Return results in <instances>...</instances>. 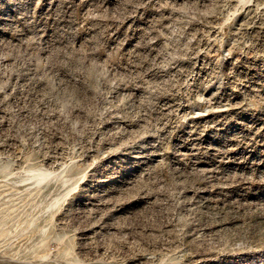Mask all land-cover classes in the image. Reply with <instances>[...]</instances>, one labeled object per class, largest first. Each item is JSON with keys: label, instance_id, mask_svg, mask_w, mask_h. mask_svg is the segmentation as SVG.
Instances as JSON below:
<instances>
[{"label": "rangeland", "instance_id": "obj_1", "mask_svg": "<svg viewBox=\"0 0 264 264\" xmlns=\"http://www.w3.org/2000/svg\"><path fill=\"white\" fill-rule=\"evenodd\" d=\"M0 264H264V0H0Z\"/></svg>", "mask_w": 264, "mask_h": 264}]
</instances>
